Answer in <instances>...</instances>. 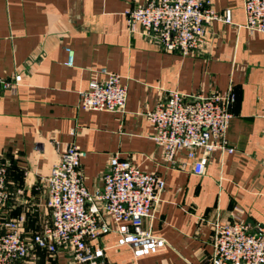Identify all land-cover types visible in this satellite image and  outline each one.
Returning a JSON list of instances; mask_svg holds the SVG:
<instances>
[{"label": "crops", "instance_id": "crops-1", "mask_svg": "<svg viewBox=\"0 0 264 264\" xmlns=\"http://www.w3.org/2000/svg\"><path fill=\"white\" fill-rule=\"evenodd\" d=\"M211 1L219 14L231 10L233 23L214 22L201 49L185 56L129 30L126 12L147 0H0V76L22 77L0 90V163L8 166L6 215L23 220L25 239L52 224L46 177L68 144L86 153L82 173L91 192L116 155L166 182L143 226L166 247L136 257L110 233L94 244L104 250L101 264H212L213 224H264V33L244 28L245 0ZM102 70L127 87L125 113L79 107L80 93L105 79ZM230 89L237 101L227 139L235 153L210 154L202 176L184 152L168 161L152 138L149 115L158 103L171 92L209 97ZM70 260L67 248L55 255L35 249L18 264Z\"/></svg>", "mask_w": 264, "mask_h": 264}, {"label": "built area", "instance_id": "built-area-1", "mask_svg": "<svg viewBox=\"0 0 264 264\" xmlns=\"http://www.w3.org/2000/svg\"><path fill=\"white\" fill-rule=\"evenodd\" d=\"M245 24L249 32L264 33V0H245ZM129 30L160 45L167 52L190 55L204 45L207 30L214 22L233 23L231 10L219 14L211 0H147L126 12ZM68 65L74 51L67 49ZM105 79L93 80L80 93L79 107L85 111L125 113L128 89L120 76L102 70ZM22 81H6L0 76V90ZM237 96L233 89L209 97H187L171 92L149 115L154 126L153 140L168 161L184 152L194 161L193 171L202 176L208 158L215 152L235 153L227 139ZM202 157H198V151ZM86 153L76 144L59 151L46 184L52 224L29 241L21 232L22 219L6 215L10 199L7 189L8 166L0 163V264H18L39 249L55 255L61 248L71 252L70 264H101L104 250L94 248L103 236L115 233L118 246H130L136 257L154 254L166 241L144 230L161 202L166 182L157 173H146L131 160L116 155L103 175L101 188L91 192L84 183L82 161ZM212 264H264V224L254 230L244 221L233 219L213 224Z\"/></svg>", "mask_w": 264, "mask_h": 264}]
</instances>
